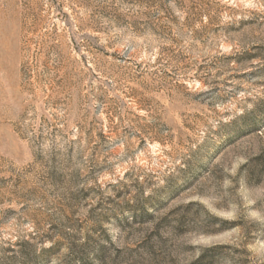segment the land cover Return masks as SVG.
<instances>
[{"label": "rangeland", "instance_id": "obj_1", "mask_svg": "<svg viewBox=\"0 0 264 264\" xmlns=\"http://www.w3.org/2000/svg\"><path fill=\"white\" fill-rule=\"evenodd\" d=\"M0 264H264V0H0Z\"/></svg>", "mask_w": 264, "mask_h": 264}]
</instances>
